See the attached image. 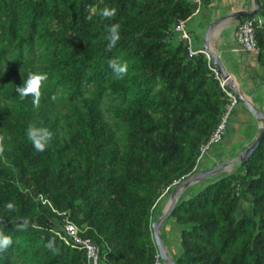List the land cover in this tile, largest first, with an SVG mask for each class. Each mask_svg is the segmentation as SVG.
I'll list each match as a JSON object with an SVG mask.
<instances>
[{
	"label": "trees",
	"instance_id": "obj_1",
	"mask_svg": "<svg viewBox=\"0 0 264 264\" xmlns=\"http://www.w3.org/2000/svg\"><path fill=\"white\" fill-rule=\"evenodd\" d=\"M198 8L190 0H0V232L13 241L0 264H90L85 248L57 232L67 215L99 247V264H154L158 208L198 170L201 146L231 104L208 55L191 54L189 39L172 30ZM113 23L120 37L109 48ZM112 59L128 72L118 77ZM34 72L48 73L38 103L17 88ZM241 102L215 144L228 143ZM30 125L53 133L43 151ZM235 168L180 195L164 223L178 228L177 264H264V139Z\"/></svg>",
	"mask_w": 264,
	"mask_h": 264
},
{
	"label": "crops",
	"instance_id": "obj_2",
	"mask_svg": "<svg viewBox=\"0 0 264 264\" xmlns=\"http://www.w3.org/2000/svg\"><path fill=\"white\" fill-rule=\"evenodd\" d=\"M190 1L193 3L194 0ZM253 7V0H202L199 10L186 23L188 30L192 32L190 21L194 19L201 32L200 36L198 35V39L196 38L198 45L194 47L192 41L194 49L198 50V52L203 50L205 32L209 24L217 17L232 10H251ZM199 14L201 15L198 16ZM244 18H228L219 23L210 36L209 45L220 55L223 63L241 87L243 94L249 99L255 100L256 104L264 110V106L257 99L258 92L262 89V85L264 86V64L260 61L257 53L244 50L236 40L237 25ZM235 109L234 118L231 119L229 127V129L235 130L233 134L242 127L246 128L247 124L254 123L253 116L245 105H239ZM255 125L257 134L260 128V121L257 120Z\"/></svg>",
	"mask_w": 264,
	"mask_h": 264
},
{
	"label": "water",
	"instance_id": "obj_3",
	"mask_svg": "<svg viewBox=\"0 0 264 264\" xmlns=\"http://www.w3.org/2000/svg\"><path fill=\"white\" fill-rule=\"evenodd\" d=\"M253 2H254V7L251 10H247V9L232 10L226 14L220 15L215 20H213L209 24L205 32L203 49L210 55L213 65L221 75V78L225 81V84L237 94L238 98L257 118V120L260 121L259 131L253 138V141L247 145V148L245 150H242V152L237 154V156L224 160L223 162L211 168L205 170H199L195 173H192L189 176L183 178L175 185V187L171 191L166 207L163 209V212L154 220L152 224L155 243L158 246V249L161 253L162 259L165 262V264H177V262L173 258L170 249L166 245L164 238L161 235V228L164 225V223L170 218L180 198V195L182 194V191H184L185 187L198 180L210 177L211 175L220 173L224 170L231 171V168L228 169V167L242 164L246 160H248L251 157V155L255 152V150L258 148L262 140L264 139V110L259 108L255 102L251 101L250 99L247 98V96L243 94L241 87L237 84V82L234 79V76L231 74V72L223 63L220 55H218V53L214 51L209 45L210 36L214 28L222 21L228 18L241 19L242 17H246V16L254 17L258 15L261 9L260 0H253Z\"/></svg>",
	"mask_w": 264,
	"mask_h": 264
},
{
	"label": "built area",
	"instance_id": "obj_4",
	"mask_svg": "<svg viewBox=\"0 0 264 264\" xmlns=\"http://www.w3.org/2000/svg\"><path fill=\"white\" fill-rule=\"evenodd\" d=\"M194 1L198 3L199 8H200L202 4V0H194ZM256 22L257 20L255 17L246 18L243 21L241 20L238 23L237 28H236V40L244 50L248 52L259 53L260 47L258 45V40L256 36V28H257ZM259 24H261V20H259ZM173 29L174 31L180 32L183 38L189 39L191 54L198 53V50L193 49L192 39H191L189 32L186 29L185 20L178 21V23L175 24ZM204 52L210 58V55L206 51ZM212 68L216 71L217 76L221 79V76L219 72L216 70V68L214 67ZM222 85L225 87L224 80H222ZM227 93L229 97L231 98V104L229 106V109L222 116L220 123L218 124L217 128L214 130L212 135L210 136L209 140L201 146L202 154L207 152L209 148L213 146L215 143L222 140L223 135L228 126L231 110L233 106L236 105L239 101L236 94L233 91L227 89ZM60 228L61 230H58L57 232L60 235V237L65 241V243L75 248H80V249L85 248L87 250L90 264H99V256H100L99 247L90 238H83L80 235L79 227L74 222L70 221L68 215L66 216L65 224L60 226ZM154 264H161V255L159 251H157L156 260Z\"/></svg>",
	"mask_w": 264,
	"mask_h": 264
},
{
	"label": "rangeland",
	"instance_id": "obj_5",
	"mask_svg": "<svg viewBox=\"0 0 264 264\" xmlns=\"http://www.w3.org/2000/svg\"><path fill=\"white\" fill-rule=\"evenodd\" d=\"M204 11H205V7H204ZM200 15L201 14H199L198 16H200ZM190 23L192 25L191 35L193 37V45L195 47L198 45L196 38L198 39V35L200 36L201 32H200L199 27L196 25V22L194 19L193 20L191 19ZM257 97H258L257 99L260 101L262 106H264V86L263 85H262V89L260 90V92H258ZM242 104L244 105L243 102L239 103V105H242ZM237 107H235V108H237ZM235 110H237V109H235ZM248 111L250 112L249 109H248ZM251 115L253 116V118H252L253 122H254L253 124H247L246 128L242 127L240 129H238L235 134H233V132L235 131L234 129L233 130H231V129L227 130V132H226L227 142L229 143V141H231L230 144H228V143L225 144V142L223 141V142L219 143V145H217V144L213 145L206 153L203 154L201 161L198 164L199 170L211 168V167L223 162L224 160L233 158V157L237 156L238 153H241L242 150H245L247 148V145L253 141V138L255 137V134L257 131L256 125H255L257 123V118L252 113H251ZM233 118H234V116L232 117V119ZM236 136L238 138H234ZM237 166H235V167H237ZM228 169H229V167H228ZM235 169L236 168H234V166L231 167V170H235ZM226 171L227 170H224L221 173H224ZM221 173L213 174L210 177L203 178L201 180H198V181L188 185L187 187H185L184 191H182L183 195L187 196L191 193H195L203 185L208 183L209 179L219 178ZM170 194H171V192L169 194H167V197L164 198V201H163V203L160 204V207L158 208V210L161 208L160 211L162 210V212H163V209L166 207L167 201L169 200ZM249 200H250V197L243 196V198L241 200V202H243V206H241V208H243L244 205L249 208V206H250ZM163 227H164L163 228L164 230H163V233L161 235L164 237V239H165V237H167L165 242L169 247L172 248L176 239H177L176 238V231H178V228L176 226L174 227V224L171 227L169 224H166ZM173 241H174V243H173ZM162 264H165V262L163 261Z\"/></svg>",
	"mask_w": 264,
	"mask_h": 264
},
{
	"label": "clouds",
	"instance_id": "obj_6",
	"mask_svg": "<svg viewBox=\"0 0 264 264\" xmlns=\"http://www.w3.org/2000/svg\"><path fill=\"white\" fill-rule=\"evenodd\" d=\"M101 12H102V14L104 16H112V15H115L116 9L115 8L105 7V8H103L101 10ZM185 26H186V29L188 31V27L186 25V21H185ZM173 27H172V30L174 31ZM119 28H120V25L117 24V23H113V24H111V25L108 26V32H107V37L106 38L109 41V44H108V47L109 48L115 46L116 43H117V41L119 40V37H120ZM174 32H176L181 38H183L181 36V33L180 32H178V31H174ZM189 34H190V32H189ZM190 36H191V39L193 41V38H192V35L191 34H190ZM193 49H194V47H193ZM202 51H205V50L203 49ZM109 63L111 64L114 72L116 73V75L118 77H122L124 74H126L128 72V64H127L126 61L125 62H120L117 59H112V60L109 61ZM214 68H215V66H214ZM47 79H48V73L47 72H34V73H30L29 76H28V78L25 81H23V84L22 85H19L17 87L18 88V92H19L21 98L27 97L29 95V93H32V94H34L35 100L38 103L39 97L41 95V85H42V82L47 81ZM221 80H223V79L221 78ZM225 86H227V85L225 84ZM229 90H231V89L229 88ZM236 96H237V94H236ZM237 98H238V96H237ZM238 100H240V99L238 98ZM250 100L253 101V102H255V100H252V99H250ZM27 135L30 138V140L33 142L34 147L37 150H39V151H43L46 148L47 144L49 143V140L52 137L53 133L48 128H46V127H40V126H36V125H30L29 128H28V130H27ZM202 156H203V154L201 152L200 159L202 158ZM235 166H237V165H235ZM235 166H234V168H235ZM201 170H205V169H201ZM197 171H199V168H198ZM197 171L195 170L193 173H195ZM45 201H47V200H45ZM6 208L9 209V210H12V209L15 208V205H14L13 202L9 201L6 204ZM21 227H26V225H21ZM152 230H153V226H152ZM153 235H154V233H153ZM164 241H165V239H164ZM12 242H13L12 241V237L10 235H7V234H4L3 232H0V249L7 248L9 245L12 244ZM47 247L54 248L55 247L54 241L49 240L48 243H47ZM157 249H158V246H157ZM158 251H159V249H158ZM159 253H160V251H159ZM160 255H161V253H160ZM162 262H163V259H162V256H161V264H162Z\"/></svg>",
	"mask_w": 264,
	"mask_h": 264
},
{
	"label": "bare ground",
	"instance_id": "obj_7",
	"mask_svg": "<svg viewBox=\"0 0 264 264\" xmlns=\"http://www.w3.org/2000/svg\"><path fill=\"white\" fill-rule=\"evenodd\" d=\"M227 109V108H226ZM232 167V166H231ZM231 167H229V168H231Z\"/></svg>",
	"mask_w": 264,
	"mask_h": 264
}]
</instances>
